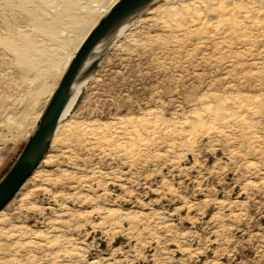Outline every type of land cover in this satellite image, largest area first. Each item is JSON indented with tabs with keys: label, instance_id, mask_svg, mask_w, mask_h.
I'll return each instance as SVG.
<instances>
[{
	"label": "rangeland",
	"instance_id": "374dc122",
	"mask_svg": "<svg viewBox=\"0 0 264 264\" xmlns=\"http://www.w3.org/2000/svg\"><path fill=\"white\" fill-rule=\"evenodd\" d=\"M26 1L0 0V181L65 73L58 36L89 12L87 31L112 0H74L69 13L64 7L73 0H49L41 15L27 12ZM190 1L157 0L133 40L111 46L68 120L80 129L95 122L118 139L79 131L66 137L68 151L50 148L53 161L37 168L42 177L29 178L2 210L0 264H264V25L227 39L214 28L180 36L165 29L158 10ZM41 22L59 23L60 34ZM26 43L52 47L55 61L33 65L18 50ZM210 96L225 101L222 123L197 121ZM239 96L251 112L227 107ZM123 118L160 129L128 137L116 125Z\"/></svg>",
	"mask_w": 264,
	"mask_h": 264
},
{
	"label": "bare ground",
	"instance_id": "6f19581e",
	"mask_svg": "<svg viewBox=\"0 0 264 264\" xmlns=\"http://www.w3.org/2000/svg\"><path fill=\"white\" fill-rule=\"evenodd\" d=\"M79 1V0H78ZM120 0H112L111 1V4L109 5V6H107V7H105L104 8V10L102 11V13L103 14H101L99 17H98V19L95 21V22H93V24H92V26H91V28H89L87 31H83L82 32V27H84V26H86L88 23H89V21L92 19V17H91V14H89V12H87V15H86V17L84 16H82L81 15V11H82V9L81 10H79V15H81L82 17L80 18V17H76L75 15V18L77 19L76 20V23L78 24V25H72V24H74V23H72V22H75V19H74V17H72L71 19L72 20H69V21H71V23L72 24H70V25H72L73 26V28L71 27V28H69V30H68V36H66V37H63L62 35V37H60V36H58V33L60 34V32H58V24L59 23H57V24H55V22L54 23H52V22H49V23H46V24H49L48 26L47 25H43V23H42V25L43 26H46V27H48V32L51 34V35H53V34H55L56 32H57V36L60 38H58V40H61L60 41V45L61 46H59L60 47V49H64L65 51H66V53H67V56H66V64H65V72H66V70H67V68H68V66L70 65V63H71V61L73 60V58L75 57V55H76V53L78 52V50L80 49V47H81V45L84 43V41L86 40V38L88 37V35L91 33V31L93 30V28L99 23V21L101 20V18H103L107 13H109V11L119 2ZM157 0H154L144 11H142V13L141 14H139V16L135 19V20H133L132 22H130V23H128L127 25H125L122 29H121V31L119 32V34L116 36L117 38H120V39H123V38H126V39H129V40H133V39H131V38H133L134 36H135V29L136 28H139L140 27V25H141V23L143 24V22H141V19H140V17L143 15V13L154 3V2H156ZM254 1H256V0H215V2H213V0H192V1H190V2H185V3H181V4H177V5H175V6H167V5H165V6H163L161 9H159L158 10V19L160 20V22H161V24H162V26H164V28L165 29H167V30H169V31H173V33H176V35L177 34H179V36L180 35H186V34H188V33H194V32H199L201 29L203 30V28H214V31H213V34L214 35H217V36H220L221 37V39L222 38H226V37H232L233 35H239L241 32H242V30H243V28H245V27H249V25H250V27H249V29L250 28H252L253 26H257V28H258V25H260V24H262L263 23V25H264V7H259V6H257L256 4H255V2ZM56 2V1H55ZM60 2H61V0H60ZM64 2H66V4H67V2H68V0H66V1H64ZM71 2H74V0L73 1H70L69 2V6H67V8L66 7H64V6H62V5H60V7L62 6V7H64L65 8V11L63 12V13H69V8L71 7V8H74L75 7V2L74 3H71ZM53 3V2H52ZM25 4L28 6V8H32V9H27L26 11L28 12L29 11V13H33V15H41V13H42V11L40 10V9H43V7L44 6H48L49 4H51L50 3V1L49 0H27L26 2H25ZM64 4V3H63ZM109 4V3H108ZM26 7V6H25ZM63 8V9H64ZM62 9V10H63ZM67 9V10H66ZM61 10V11H62ZM87 10V9H86ZM97 10V9H96ZM101 10V9H100ZM41 11V12H40ZM89 11V10H88ZM91 12L93 11V10H90ZM72 12V11H71ZM75 12H77V11H75ZM83 13V12H82ZM54 14V13H53ZM59 14V13H58ZM77 14V13H76ZM55 15H57V14H55ZM54 15V16H55ZM67 15V14H66ZM85 15V14H84ZM53 16V17H54ZM60 16V15H59ZM72 16V15H71ZM57 17V16H56ZM55 17V18H56ZM90 17H91V19H90ZM66 19H68L67 17H65ZM58 19H60V18H58ZM66 19H63V20H66ZM70 19V18H69ZM42 20H44V19H42ZM41 20V21H42ZM46 20V19H45ZM62 20V21H63ZM158 20V21H159ZM55 21V20H54ZM57 22V21H56ZM91 22V21H90ZM41 25V26H42ZM40 26V25H39ZM67 27V26H66ZM43 28V27H42ZM41 28V29H42ZM41 29H39V30H41ZM85 29V28H84ZM35 32H36V29H35ZM41 32V31H40ZM47 33V32H46ZM48 33V34H49ZM81 33H83V34H81ZM34 36V35H33ZM174 36V35H173ZM175 37V36H174ZM213 38H216V37H214V36H212ZM211 37V38H212ZM235 37H237V36H235ZM57 37H55L54 39H56ZM179 38V37H178ZM218 38V37H217ZM118 40V42L116 43V45L114 46V48H117V47H119V45H120V42H121V40ZM227 39V38H226ZM215 40V39H214ZM52 41V40H51ZM51 41H49V42H51ZM56 41V40H55ZM218 41V40H217ZM221 41V40H220ZM53 43H54V41H52ZM51 42V43H52ZM56 42H58V41H56ZM182 42V41H181ZM249 42V41H248ZM36 43V42H35ZM34 43V44H35ZM42 43V42H41ZM178 43V42H177ZM27 45H25L26 46V48L25 47H21V49H18V50H20V51H22V52H25V53H28V54H30L32 57H33V65H36V64H39V65H42V64H44V63H46V62H50V63H53V61H55V60H53V58H51V57H53L52 55H51V53L53 52V49H52V47H50V46H48V48L47 47H42V46H40V47H42V48H39L38 50H36L37 49V47H30L29 45H28V43H26ZM223 44V43H222ZM31 45H32V43H31ZM36 45V44H35ZM56 45V44H55ZM176 45V44H175ZM28 46V47H27ZM33 46V45H32ZM58 46V45H57ZM55 47V49H56V46H54ZM53 47V48H54ZM183 48V47H182ZM33 49H34V51H33ZM56 53V52H55ZM53 54V53H52ZM59 54V53H58ZM57 55V54H56ZM60 55V54H59ZM61 55H63V53H61ZM65 55V54H64ZM56 57V56H55ZM51 59V60H50ZM54 59H57V57L56 58H54ZM53 60V61H52ZM52 61V62H51ZM57 61V60H56ZM49 63V64H50ZM101 63V62H100ZM99 63V64H100ZM44 65H46V64H44ZM65 74V73H64ZM63 76V75H62ZM91 81V79H88V80H86V81H84V82H82L81 84H79V85H77L76 87H75V95L73 96V98H72V100H71V102H70V104L68 105V107H67V109L65 110V112H64V114H63V117H62V120H61V123H60V125H59V128H58V130H57V132H56V134H55V137L53 138V140H52V143H51V146H50V148H59L60 146H62V145H64V142H66L65 140H66V137H69L71 134H76V132H79V131H82L83 133L82 134H84V136L85 137H102V139H103V141H106V139L108 140V138L109 137H115L116 136V138L118 139V137H119V135L117 136V135H115V134H119V132L118 133H113L115 130H109V131H113L112 133L114 134L113 136H112V134H108L107 132H108V129L107 128H101V127H99V125H98V127L99 128H95V122L94 123H89V124H87L86 126H84V128L83 129H80L79 127H77V124L72 120V118L70 119V120H68V117L72 114V112L74 111V109L76 108V106H77V104H78V102L80 101L79 99L81 98V96L83 95V93L85 92V90H86V88H87V86L89 85V82ZM58 87V86H57ZM54 92V91H53ZM53 92L51 93V98H52V94H53ZM81 95V96H80ZM230 96V95H229ZM231 98H232V96H231ZM230 97H228V100L230 99V101H234V100H232ZM51 100V99H50ZM50 100H49V102H50ZM227 100V99H226ZM227 100V101H228ZM247 100H249V99H247V97H245V96H239V104L238 105H236L237 103H233V102H229L227 105V107L229 108V109H234V108H236L237 106H238V108L240 109V110H242V109H245L246 111H248L249 110V105L246 103L247 102ZM217 101H219V100H215L214 99V97H211L210 96V98H208V103L206 102V104H204V106H202V107H200L199 109H198V113H199V116H197V117H199V119L197 120V121H200V122H202L203 124L204 123H211V125H212V122H214V123H216V121L217 120H221V119H219V117L221 116V115H223V114H225L224 113V109L226 110V106L225 105H223V107L225 106V108L223 109L222 107H221V105L225 102H219V103H222L221 105L220 104H218V102ZM49 102H48V104H49ZM47 104V105H48ZM257 104H258V102H256L255 103V106H257ZM47 107V106H46ZM238 109V110H239ZM254 109V108H253ZM235 110V109H234ZM255 110V109H254ZM221 111H223V112H221ZM227 111V110H226ZM232 111V110H231ZM250 111V110H249ZM228 112V111H227ZM235 112V111H234ZM241 112V111H240ZM243 112H245L244 110H243ZM251 112V111H250ZM255 112V111H254ZM230 113V112H229ZM252 113H253V111H252ZM241 114H243V113H241ZM244 114H247V113H244ZM251 114V113H250ZM237 115H239V114H237ZM228 116H231V117H236L237 118V116H235V113H231L230 115L228 114ZM239 116H241V115H239ZM247 116V115H246ZM41 117V116H40ZM150 117V116H149ZM193 117V116H192ZM224 117V116H223ZM244 117V116H243ZM248 117V116H247ZM194 118V117H193ZM224 118H226V117H224ZM40 119V118H39ZM39 119H38V121H39ZM228 119V118H227ZM226 119V120H227ZM233 120H236V119H233ZM232 120V121H233ZM197 121H194V120H192V119H190V122H188V123H190L189 124V126H188V129H189V131H192L194 128L195 129H197L196 128V126H197ZM222 121H224V120H221V122L220 123H222ZM229 120H227L226 121V123L228 122ZM236 121H238V120H236ZM235 121V122H236ZM219 122V121H218ZM230 123V122H229ZM141 123H140V120L138 119V120H134V119H131V118H123V119H121L120 121H119V123H117L116 125H118V126H120L119 128H122V127H124V126H126L125 128L128 130V131H131V135L130 134H128L127 132H125L127 135H130V136H128V137H137V134H139V136L138 137H141V133H143V131H145L146 130V126L145 127H143V126H141L140 125ZM154 124V126L153 125H151V127H149V126H147L148 127V129L147 130H149L150 131V129L152 130V131H154V132H156V133H158L157 131H158V129H160V128H158V127H156L155 126V123H153ZM218 124V123H217ZM228 124V123H227ZM234 124V123H233ZM236 124H241V123H237L236 122ZM83 125V124H82ZM122 125H124V126H122ZM150 125V124H149ZM156 125H159V124H156ZM223 125H224V123H223ZM122 126V127H121ZM186 126H187V124H186ZM205 126H207V125H205ZM205 126H203V127H205ZM217 126V125H216ZM230 126V125H229ZM202 127V126H201ZM218 127V126H217ZM225 128H226V130L228 129V126L226 125V126H224ZM223 127V128H224ZM115 128H117V127H115ZM224 128V129H225ZM145 129V130H144ZM186 129V128H185ZM217 130H219L218 128H216ZM122 130H124V129H122ZM146 130V131H147ZM211 130V129H210ZM209 130V131H210ZM229 130V129H228ZM121 131V130H120ZM149 131H147L148 133H149ZM151 131V132H152ZM188 131V130H187ZM194 131V130H193ZM115 132H117V131H115ZM123 132V131H122ZM124 133V132H123ZM148 133H146L145 132V134L147 135ZM185 134H187L186 133V131L184 132ZM191 133V132H190ZM78 134V133H77ZM76 134V135H77ZM194 134H195V132H194ZM209 134V133H208ZM160 135V134H159ZM190 135V134H189ZM188 135V136H189ZM71 136H75V135H71ZM78 136H79V134H78ZM123 136V135H122ZM126 136V135H125ZM191 136H193V135H191ZM77 137V136H76ZM147 137V136H146ZM30 138V137H29ZM70 138H73V137H70ZM121 138V137H120ZM75 139V138H74ZM78 139V138H77ZM83 139V138H82ZM90 139H92V138H90ZM95 139V138H94ZM100 139V138H99ZM68 140H70V139H68ZM67 140V141H68ZM132 140V139H131ZM86 141V140H85ZM102 141V142H103ZM112 141H113V139H112ZM88 142V141H87ZM92 142V141H91ZM91 142H89V143H91ZM97 142H99V141H97ZM83 143V142H82ZM103 143H107V142H103ZM66 144H68V143H66ZM70 144V146H71V143H69ZM94 144H97L96 142L94 143ZM98 144H101V143H98ZM103 145H106V144H103ZM64 146H66V145H64ZM67 147V146H66ZM65 147V148H66ZM96 147H97V145H96ZM99 147V146H98ZM62 148H64L63 146L61 147V149ZM64 148V149H65ZM105 148V147H104ZM103 148V149H104ZM116 148V147H115ZM67 149V151H68V149H70V147L69 148H66ZM52 150V149H51ZM56 150V149H55ZM64 151H66V150H64ZM64 153H66V152H64ZM105 153V152H104ZM67 154V153H66ZM74 155V154H73ZM53 159H54V157H53V155L51 154V153H49L48 152V154L46 155V157L43 159V163H48V162H52L53 161ZM59 159V158H58ZM71 159V158H70ZM58 161V160H57ZM41 162V163H42ZM33 176V177H32ZM31 177L32 178H35V177H42V172H40L39 170H36L35 172H34V174L32 175ZM47 176V175H46ZM7 216H6V214L4 213V212H0V226L2 227V223H3V220L6 218ZM63 226V225H62ZM5 227V226H4ZM4 227L2 228V229H4ZM57 228L58 227H56V230H57ZM60 228V227H59ZM2 229H0V230H2ZM8 229V228H7ZM61 229V228H60ZM4 231H6V230H4ZM58 231V230H57ZM1 232V231H0ZM20 233H21V231H20ZM56 233V232H55ZM60 233V232H59ZM5 235L6 236H8V237H10V238H12V239H14V238H16V237H18V234H16V233H14V232H8L7 234L5 233ZM1 238V237H0ZM57 238V237H56ZM2 239V238H1ZM0 239V244H1V242L2 241H4V240H1ZM59 240H60V238H58ZM7 241H9V238H8V240ZM56 241H58V240H56ZM61 241V240H60ZM12 242H13V240H12ZM42 242V241H41ZM48 242V241H47ZM50 242H52V241H50ZM15 243H20L21 245H28V244H31L32 243V241H27V240H23V239H21V238H16V240H15ZM28 243V244H27ZM35 243V242H34ZM12 244H14V243H12ZM36 244H38V243H36ZM47 244H49V243H47ZM56 244H57V242H56ZM2 245V244H1ZM15 245H17V244H15ZM19 245V244H18ZM31 245H33L34 246V244H31ZM40 245V244H39ZM49 245H55V243L53 244H49ZM58 245H60V244H58ZM35 248H36V246H35ZM40 248V247H39ZM41 248L43 249V248H45L44 247V244H42L41 245ZM50 249H52V248H50ZM0 250L1 251H3L2 250V247H0ZM0 251V252H1ZM54 253V252H53ZM60 253H62V252H60ZM56 255H58V253L56 254ZM50 256H52V255H50ZM54 257V256H53ZM2 259H5V257H1ZM58 260V259H57ZM5 261H7V260H5ZM5 263V262H4Z\"/></svg>",
	"mask_w": 264,
	"mask_h": 264
},
{
	"label": "water",
	"instance_id": "95a60500",
	"mask_svg": "<svg viewBox=\"0 0 264 264\" xmlns=\"http://www.w3.org/2000/svg\"><path fill=\"white\" fill-rule=\"evenodd\" d=\"M153 1L120 0L93 28L53 92L17 161L1 179L0 212L14 199L48 154L63 114L75 95V87L93 78L121 29L135 20Z\"/></svg>",
	"mask_w": 264,
	"mask_h": 264
},
{
	"label": "trees",
	"instance_id": "16d2710c",
	"mask_svg": "<svg viewBox=\"0 0 264 264\" xmlns=\"http://www.w3.org/2000/svg\"><path fill=\"white\" fill-rule=\"evenodd\" d=\"M13 166V165H12Z\"/></svg>",
	"mask_w": 264,
	"mask_h": 264
}]
</instances>
